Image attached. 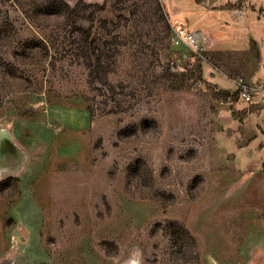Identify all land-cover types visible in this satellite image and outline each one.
I'll use <instances>...</instances> for the list:
<instances>
[{
    "label": "rangeland",
    "instance_id": "obj_1",
    "mask_svg": "<svg viewBox=\"0 0 264 264\" xmlns=\"http://www.w3.org/2000/svg\"><path fill=\"white\" fill-rule=\"evenodd\" d=\"M163 2L0 0V264H264V106L223 103L260 38Z\"/></svg>",
    "mask_w": 264,
    "mask_h": 264
},
{
    "label": "crops",
    "instance_id": "obj_2",
    "mask_svg": "<svg viewBox=\"0 0 264 264\" xmlns=\"http://www.w3.org/2000/svg\"><path fill=\"white\" fill-rule=\"evenodd\" d=\"M164 4L168 8L169 13L172 14L175 19L182 21L186 24H189L193 27V29H201L204 30L213 41H216V44H220L217 35V29H219L218 23H222L227 31L232 34L234 33L236 36L234 40L227 39L223 42L222 46L225 48H229L238 44L237 36L240 37L241 33L247 31L252 34V37L259 36V40L261 42V50L263 52L264 57V24L256 19V21L251 23L250 25L247 21L246 15L242 19H239L235 15V10L230 7L234 3L243 4L246 0H163ZM259 3H263L264 0H254ZM244 10V9H242ZM188 14V18H184V14ZM245 13V12H244ZM239 23V24H238ZM236 24V26H232ZM226 28L222 27V30ZM215 36V37H213ZM215 38V39H214ZM247 78V77H246ZM247 79H263L264 77L251 75V78ZM257 107V106H253ZM261 107V106H260Z\"/></svg>",
    "mask_w": 264,
    "mask_h": 264
},
{
    "label": "built area",
    "instance_id": "obj_3",
    "mask_svg": "<svg viewBox=\"0 0 264 264\" xmlns=\"http://www.w3.org/2000/svg\"><path fill=\"white\" fill-rule=\"evenodd\" d=\"M234 12L239 19H242L245 15L242 9H236ZM171 42L175 45L183 44L195 54H200L213 44L207 33L197 29H189L180 20L174 22V35L171 37ZM231 83L234 86L233 93L230 92V94L223 97L224 104L232 105L231 95L234 94L238 100L247 105L264 106L263 79H247L239 75L232 79Z\"/></svg>",
    "mask_w": 264,
    "mask_h": 264
}]
</instances>
